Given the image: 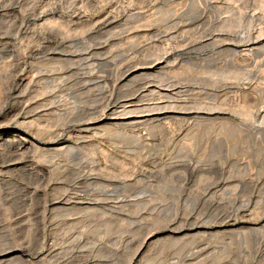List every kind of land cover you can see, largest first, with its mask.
Returning a JSON list of instances; mask_svg holds the SVG:
<instances>
[{"label": "rangeland", "instance_id": "1", "mask_svg": "<svg viewBox=\"0 0 264 264\" xmlns=\"http://www.w3.org/2000/svg\"><path fill=\"white\" fill-rule=\"evenodd\" d=\"M0 264H264V0H0Z\"/></svg>", "mask_w": 264, "mask_h": 264}, {"label": "bare ground", "instance_id": "2", "mask_svg": "<svg viewBox=\"0 0 264 264\" xmlns=\"http://www.w3.org/2000/svg\"><path fill=\"white\" fill-rule=\"evenodd\" d=\"M125 106V105H124ZM116 113V111H115ZM113 114V112L111 113ZM115 116V115H114ZM142 123V122H141ZM28 134L27 133H24V132H20L18 136L15 137L16 141H18L19 143H23L25 145L29 144V145H32V143L28 140ZM6 137V136H5ZM63 200V199H62ZM63 202V201H62ZM65 202V201H64ZM150 240V239H149ZM149 243V242H148ZM144 246L142 248V250H144L145 248H147V243H143ZM141 250V251H142ZM142 253V252H141Z\"/></svg>", "mask_w": 264, "mask_h": 264}]
</instances>
